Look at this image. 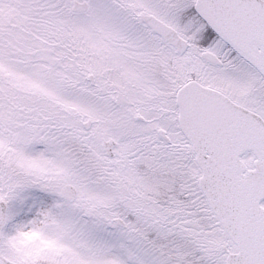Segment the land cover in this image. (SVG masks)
<instances>
[{
    "label": "snow or ice",
    "instance_id": "1",
    "mask_svg": "<svg viewBox=\"0 0 264 264\" xmlns=\"http://www.w3.org/2000/svg\"><path fill=\"white\" fill-rule=\"evenodd\" d=\"M0 264H264V0H0Z\"/></svg>",
    "mask_w": 264,
    "mask_h": 264
}]
</instances>
